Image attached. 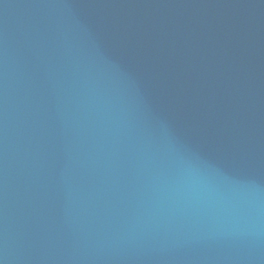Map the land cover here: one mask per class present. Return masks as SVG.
Here are the masks:
<instances>
[{"label": "water", "instance_id": "water-1", "mask_svg": "<svg viewBox=\"0 0 264 264\" xmlns=\"http://www.w3.org/2000/svg\"><path fill=\"white\" fill-rule=\"evenodd\" d=\"M0 264H264V0H0Z\"/></svg>", "mask_w": 264, "mask_h": 264}]
</instances>
